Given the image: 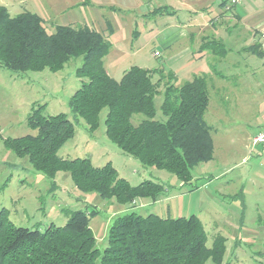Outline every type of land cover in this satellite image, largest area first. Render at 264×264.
I'll return each instance as SVG.
<instances>
[{"label":"rangeland","instance_id":"1","mask_svg":"<svg viewBox=\"0 0 264 264\" xmlns=\"http://www.w3.org/2000/svg\"><path fill=\"white\" fill-rule=\"evenodd\" d=\"M242 1L237 9L244 12L245 24L255 27L263 23L264 0ZM167 3L172 2L0 0V6L8 7L13 16L25 11L38 14L50 33L58 25H73L110 34L112 48L105 58V67L118 81L133 66L175 69L179 73L178 85L193 80L192 72L199 71L201 76H206L211 96L206 119L213 127V159L195 167L192 184L183 185L173 173L146 168L124 154L106 135V111L101 115L98 130L89 133L84 120L74 119L69 105L81 86L82 81L76 75L77 68L83 63L81 58L72 59L62 71L30 72L24 77L0 67V211L6 209L9 219L17 226L45 230L52 224L66 225L70 218L68 212L88 208L91 230L101 250L108 246L110 225L125 213L157 214L163 218L195 215L205 227L208 247L213 246L217 237L225 238L227 249L222 264H264V144L254 145V137L264 126V72H259L258 82L251 84L230 77L233 59L239 61L238 71L245 72L246 62L251 57L242 49L253 43L254 37L246 41L247 32L238 28L237 33L224 31L217 36L212 29L206 34L193 33L188 38L189 29L184 26L202 25L215 18L220 0L213 4L209 13L196 14L187 8V3L171 4L176 11L165 17L151 13L159 4ZM221 6L222 11L236 12V6L232 7L228 0ZM228 20L223 18L219 25L228 27ZM214 40L228 51L220 57L226 75L221 76L226 80L221 85L211 78L213 59L218 60L211 57L215 55L213 52L206 51L205 58L193 63H189L192 55L188 57L187 52L194 44L200 49L204 42ZM255 40H258L257 36ZM157 51L161 56L155 55ZM253 59L261 62L258 57ZM203 72L207 74L202 75ZM162 100V95L156 98L158 108ZM35 104L46 106L45 115L63 113L75 123V136L58 152L61 159H90L97 167L112 163L120 177L130 184L137 186L151 180L165 186L164 194L157 200L138 199L133 204L123 205L96 192L80 190L68 171H60L50 178L34 169L28 157L16 155L5 147L4 142L6 138L37 134L28 125V116ZM141 118L136 115L133 122L136 124ZM204 264L217 263L209 259Z\"/></svg>","mask_w":264,"mask_h":264},{"label":"trees","instance_id":"2","mask_svg":"<svg viewBox=\"0 0 264 264\" xmlns=\"http://www.w3.org/2000/svg\"><path fill=\"white\" fill-rule=\"evenodd\" d=\"M151 13L164 16L170 10L159 7ZM109 36L73 25H58L50 33L38 14L25 11L13 16L8 7L0 6V67L24 77L45 70L56 73L72 59L81 58L83 63L76 70L81 86L69 103L74 119L84 120L92 133L106 111V135L124 154L191 185L194 168L214 156L213 127L206 119L211 103L209 79L200 75L178 85L172 70L133 66L118 81L105 67L112 48ZM209 50L219 57L228 52L215 40L204 42L199 52ZM250 52L264 58L259 43ZM45 107L33 105L28 116V125L37 134L6 138L7 149L28 157L34 169L50 178L68 171L80 190L119 204L157 200L164 194L165 186L151 180L130 184L112 163L97 167L90 159H61L58 152L75 136L76 126L66 114L45 115ZM136 115L142 118L135 124ZM68 216L66 225L41 230L17 226L6 209L0 211V264H204L209 259L222 264L227 249L221 236L207 246V232L195 215L163 218L125 213L110 225L104 250L97 246L88 208L70 211Z\"/></svg>","mask_w":264,"mask_h":264},{"label":"crops","instance_id":"3","mask_svg":"<svg viewBox=\"0 0 264 264\" xmlns=\"http://www.w3.org/2000/svg\"><path fill=\"white\" fill-rule=\"evenodd\" d=\"M227 2V0H220V3H218L219 5V13L217 14V16L215 18H212L210 19L209 21H207L206 23H202V25H200L199 23L198 24H192V25H187V26H184V27H188L189 29V32H188V38H190V36L193 34V33H203V34H206L207 32L209 33L212 29L215 30V32L217 33V36H221L224 31H230V32H234L237 33V29L238 28H241L243 29L245 32H247V35H246V38L245 40L247 41L248 39L250 40V38L254 37L253 43L249 44V45H246L245 47H243L242 49V52L244 54H247L249 55L248 57H251L250 60L246 62V69H245V72H243V70L241 71H238V60H232L230 66L233 67V70H231V76L230 77H234V78H239V80H244V82H247V83H252V82H258L257 81V77H258V73L259 72H264V58H260L258 57L257 55L253 54L252 52H250V48L251 46L255 45V44H258V42H260L262 44V48H264V39H262V34L264 33V22L263 23H258L255 25V27L251 26V27H248L245 23H246V17L244 15V12L242 11H238L237 9V6H236V12L233 13V12H226V11H222V6L221 4L223 5L224 2ZM170 2H172L171 4L173 3H177V4H183V3H187L188 6L187 8L196 13V14H203V13H209L212 9V6L213 4H215L216 2H218V0H170ZM243 1H241V3L239 4L242 5ZM171 4H165V5H161L159 4L158 7H156L155 9L159 8V7H167L169 8L170 10V14L169 15H172L173 13H175L176 11V7L174 5H171ZM186 4V5H187ZM185 5V6H186ZM154 9V10H155ZM153 10V11H154ZM230 13V14H229ZM228 15V16H227ZM167 15H164L162 17H165ZM226 17V19H225ZM226 21L227 19H229L228 21V24L229 26L228 27H223V26H220L219 24H222V20ZM239 24L241 25V27H239ZM79 27H84V26H79ZM215 27V28H213ZM160 36V35H159ZM158 36V37H159ZM256 36L258 37V40H255ZM190 44H192V42H190ZM194 44V43H193ZM200 47V46H199ZM195 49V51H194ZM159 52V51H158ZM188 52V57L192 55V59L189 60V63H193V62H198V61H201L200 59H203L207 56V54L205 52H199V48H197L194 44V48H191L189 50H187ZM160 56H161V53H160ZM213 58H216L218 60H214V69H216V72L213 70V73L211 76V78L213 79V82H216L217 84H222L224 81V79H222L221 76H226L224 73H223V70L221 68V66L223 65V59H221L220 57L218 56H211ZM254 57H258L261 59V62H258L257 60H254L253 58ZM171 62H177V60H170ZM174 65V64H173ZM175 66V65H174ZM220 69V70H219ZM261 70V71H260ZM172 71L175 73V75L178 77L179 73L175 70V69H172ZM199 72V71H197ZM197 72H192V76L193 78L198 76V75H201L200 73H197ZM204 74H207V73H202V75ZM243 76H245V79H243ZM179 78V77H178ZM261 113V112H260ZM264 129V126L260 127V131Z\"/></svg>","mask_w":264,"mask_h":264},{"label":"built area","instance_id":"4","mask_svg":"<svg viewBox=\"0 0 264 264\" xmlns=\"http://www.w3.org/2000/svg\"><path fill=\"white\" fill-rule=\"evenodd\" d=\"M228 1L230 5L234 7V6L239 5L242 0H228ZM261 36H262V39H264V33ZM155 55L160 56V52L157 51ZM260 144H264V129L259 131L258 135L254 137V145H260Z\"/></svg>","mask_w":264,"mask_h":264}]
</instances>
